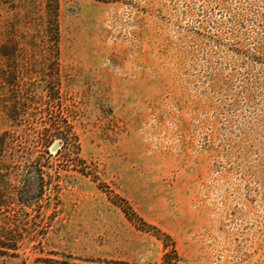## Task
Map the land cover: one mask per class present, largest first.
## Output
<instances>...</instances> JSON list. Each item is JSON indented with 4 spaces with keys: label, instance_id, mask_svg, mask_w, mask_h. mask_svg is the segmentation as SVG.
Segmentation results:
<instances>
[{
    "label": "rangeland",
    "instance_id": "obj_1",
    "mask_svg": "<svg viewBox=\"0 0 264 264\" xmlns=\"http://www.w3.org/2000/svg\"><path fill=\"white\" fill-rule=\"evenodd\" d=\"M172 243L264 264V0H0V264Z\"/></svg>",
    "mask_w": 264,
    "mask_h": 264
},
{
    "label": "trees",
    "instance_id": "obj_2",
    "mask_svg": "<svg viewBox=\"0 0 264 264\" xmlns=\"http://www.w3.org/2000/svg\"><path fill=\"white\" fill-rule=\"evenodd\" d=\"M55 3L57 4V0H54ZM99 1H107V0H99ZM239 21L237 18H233V22H237ZM238 52V51H237ZM259 56V52L257 50L256 53H254L253 55L247 57L251 62H256V58ZM248 65V64H246ZM148 228L147 229H152L151 226H147ZM147 231H151V230H147ZM155 231V230H154ZM157 231V230H156ZM156 237H158V234H156ZM175 244L172 243V250L170 252H166L163 256V262L162 264H177V253H176V249H175ZM165 247H169L168 245ZM171 254H173L175 256V258H171Z\"/></svg>",
    "mask_w": 264,
    "mask_h": 264
},
{
    "label": "water",
    "instance_id": "obj_3",
    "mask_svg": "<svg viewBox=\"0 0 264 264\" xmlns=\"http://www.w3.org/2000/svg\"><path fill=\"white\" fill-rule=\"evenodd\" d=\"M59 145H60V144H59L58 142L55 143L54 146L52 147V150H53V151H56V150L58 149Z\"/></svg>",
    "mask_w": 264,
    "mask_h": 264
}]
</instances>
